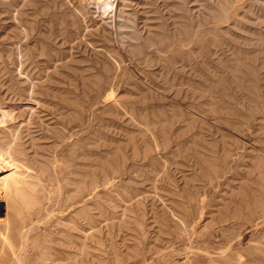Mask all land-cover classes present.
<instances>
[{"label":"rangeland","instance_id":"374dc122","mask_svg":"<svg viewBox=\"0 0 264 264\" xmlns=\"http://www.w3.org/2000/svg\"><path fill=\"white\" fill-rule=\"evenodd\" d=\"M0 264H264V0H0Z\"/></svg>","mask_w":264,"mask_h":264},{"label":"bare ground","instance_id":"6f19581e","mask_svg":"<svg viewBox=\"0 0 264 264\" xmlns=\"http://www.w3.org/2000/svg\"><path fill=\"white\" fill-rule=\"evenodd\" d=\"M104 4V3H103ZM104 6V5H103ZM108 6V5H107Z\"/></svg>","mask_w":264,"mask_h":264}]
</instances>
